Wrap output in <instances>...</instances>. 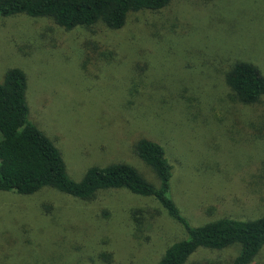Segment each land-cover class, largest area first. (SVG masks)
<instances>
[{
  "label": "rangeland",
  "instance_id": "1",
  "mask_svg": "<svg viewBox=\"0 0 264 264\" xmlns=\"http://www.w3.org/2000/svg\"><path fill=\"white\" fill-rule=\"evenodd\" d=\"M238 61L264 76V0H172L130 14L120 30L0 15V83L25 72L29 119L70 178L126 163L158 185L135 151L157 142L192 226L264 215V99L235 98L225 77ZM186 238L155 199L126 189L92 201L52 188L0 192V264H157ZM239 252L200 250L187 264H232ZM252 264H264V250Z\"/></svg>",
  "mask_w": 264,
  "mask_h": 264
},
{
  "label": "trees",
  "instance_id": "2",
  "mask_svg": "<svg viewBox=\"0 0 264 264\" xmlns=\"http://www.w3.org/2000/svg\"><path fill=\"white\" fill-rule=\"evenodd\" d=\"M171 1L0 0V15L47 18L67 31L98 24L120 30L130 14L160 11ZM225 79L242 104L255 105L264 99V76L252 63H234ZM27 92L25 72L19 68L10 69L0 83V192L32 196L52 188L76 199L92 201L101 191L126 189L135 195L155 199L187 233V238L171 245L157 264H187L200 250L222 251L234 245L240 247V252L232 264H252L262 253L264 215L254 220L224 217L201 226L191 225L174 195L171 196L174 168L165 149L157 142L142 139L135 151L153 170L158 185L126 163L92 167L81 181L72 180L57 146L30 121ZM134 215L145 218L144 211H136Z\"/></svg>",
  "mask_w": 264,
  "mask_h": 264
}]
</instances>
